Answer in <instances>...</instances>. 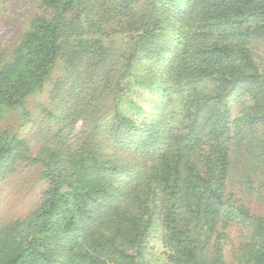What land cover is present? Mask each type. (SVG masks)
<instances>
[{
	"label": "trees",
	"instance_id": "obj_1",
	"mask_svg": "<svg viewBox=\"0 0 264 264\" xmlns=\"http://www.w3.org/2000/svg\"><path fill=\"white\" fill-rule=\"evenodd\" d=\"M0 25V185L41 186L0 264H264V0H0Z\"/></svg>",
	"mask_w": 264,
	"mask_h": 264
},
{
	"label": "rangeland",
	"instance_id": "obj_2",
	"mask_svg": "<svg viewBox=\"0 0 264 264\" xmlns=\"http://www.w3.org/2000/svg\"><path fill=\"white\" fill-rule=\"evenodd\" d=\"M33 14V11L31 15ZM8 25V24H7ZM14 33H12L6 25H0V41L3 42L0 45H5L14 39ZM261 56L264 60V46L261 48ZM45 100L44 94H39L30 98V110L35 113H40V105ZM20 115L15 113L11 114L6 120L3 121L5 125H11L16 128L20 124ZM37 131V130H34ZM30 134L33 137V132ZM26 131L25 134L26 135ZM32 145L34 149L38 147L37 141L32 139ZM39 167L33 169H26L21 167L16 175L12 179L5 180L0 185V222L3 219H10L14 216H23L33 210L39 202L41 186L37 182L39 176ZM156 248L157 245H155Z\"/></svg>",
	"mask_w": 264,
	"mask_h": 264
}]
</instances>
